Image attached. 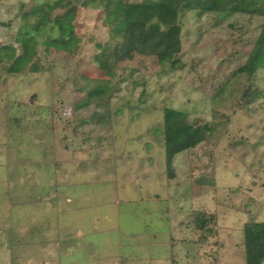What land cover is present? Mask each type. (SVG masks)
<instances>
[{"label": "rangeland", "instance_id": "374dc122", "mask_svg": "<svg viewBox=\"0 0 264 264\" xmlns=\"http://www.w3.org/2000/svg\"><path fill=\"white\" fill-rule=\"evenodd\" d=\"M45 1L0 0V264L27 259L37 264L41 255L29 244L52 227L58 238L72 234L62 242L59 238L58 264H107L129 253L166 255L169 247L154 241L166 240L168 221L173 264H246L243 226L264 221V69L252 77L237 71L263 18L182 11L181 66L174 69L152 55L147 29L131 27L126 29L129 46L110 77L95 60L102 47L114 44L105 21L106 0H73L75 51L43 44L59 35L55 27L44 28L35 57L19 68L21 60L14 61L22 53L16 41L21 16ZM65 10L56 8L51 17ZM36 64L40 69H33ZM252 88L258 94L247 102L244 93ZM166 108L186 113L193 145L176 154L170 168ZM82 158L107 173L88 170ZM51 163H59L57 169L72 180L52 177L55 173L41 180L42 168ZM143 174L153 191L134 184L143 182ZM44 183L51 196H70L59 199L55 214L45 208L53 211L57 199L42 205L35 199ZM145 192L156 199L166 196L156 205L168 209L149 211L143 207L150 202L142 207L125 199ZM211 216L199 229L201 219ZM139 240L153 246H136ZM63 244H70L67 251Z\"/></svg>", "mask_w": 264, "mask_h": 264}, {"label": "trees", "instance_id": "16d2710c", "mask_svg": "<svg viewBox=\"0 0 264 264\" xmlns=\"http://www.w3.org/2000/svg\"><path fill=\"white\" fill-rule=\"evenodd\" d=\"M73 0H46L32 11L24 12L22 24L18 30L16 41L19 42L22 53L15 59L21 60V65L28 64L35 57L38 45L37 37L44 28L55 27L59 35L50 37L42 43L59 51L74 52L75 18L77 6ZM56 8L66 10L55 18L51 13ZM105 21L109 25L113 45H105L95 56L97 69L116 76L124 48L129 46L126 40V29L144 27L148 32L153 53L162 65L171 68L181 66L178 54L182 50L180 13L184 10H195L197 15L206 12H234L248 15H258L263 18L259 34L252 46L246 62L239 67L241 73L252 77L258 70L264 69V0H106L103 7ZM33 19V20H31ZM8 47H4V49ZM0 60L2 53L0 52ZM22 67V69L24 68ZM34 70L40 69L34 65ZM257 89H248L244 93L245 101L251 102L257 96ZM164 145L168 168L174 156L193 147L190 142L191 125L186 113L173 109H164L163 120ZM213 217L201 219L199 229L207 227ZM243 244L246 264H262L264 262V221H248L243 226Z\"/></svg>", "mask_w": 264, "mask_h": 264}, {"label": "crops", "instance_id": "0c3cea01", "mask_svg": "<svg viewBox=\"0 0 264 264\" xmlns=\"http://www.w3.org/2000/svg\"><path fill=\"white\" fill-rule=\"evenodd\" d=\"M82 160H83L84 165L89 166L88 167V170L93 171L95 173H100V172H106L107 173V171L97 170V169L93 168L94 165L90 164L87 161V159H83L82 158ZM59 163H62V161H60ZM58 164H56V165H53L52 164L51 166H53V168L50 167L49 164H47L44 168H42V170H41V173H42L41 174V180L44 181V179L48 175H51L53 173H55L56 175L53 174V175H51L52 177H54V176H60V177H64V179H66L67 177H69V178H71L70 180H72V175H69V174L67 175V173L63 174L62 169H57V165ZM71 164H73V163H71ZM114 167H115V169L113 171H110V173H114L115 172V170L117 169V167H116V165ZM122 169L124 171V168L123 167H122ZM129 173H131V172L129 171ZM144 177L145 176L143 174L142 175V181H143L142 183L139 182V181H134V184L135 185H139V184L143 185V184H145V185H143V187H145L147 190H148L149 187H151V191H153L152 184H148L149 183L148 181H146V182H148V183H146ZM69 178H67V179H69ZM49 184H51V183H49ZM46 185L47 184L44 183L45 189L43 191H41V189L39 187L36 188L37 189L36 190V193L38 192V194H36L35 199L36 198L37 199H40L39 204H41V205L43 204V202H45V201L47 202L49 199L50 200H53V198L57 199L55 201V205L52 207L53 208V211L51 210V208H48V209L45 208V210H47V214H49L50 212H53L55 214V212H59L58 211V207H59V205L62 204L59 201V199L62 198V197H65V199L70 200V196L69 195H66V194H62V193H60L58 196H56V194H53L51 196L50 195V192H47ZM61 185H63V184H61ZM122 187H124V185H122ZM45 192H47L48 194H46ZM44 193L46 195H49V196H46L47 199L44 198L45 197L43 195ZM153 194L154 193H152L149 196L148 195V192H145V194L141 195L138 198H133L131 195H128V198H125V199L126 200H131L133 202L139 201L141 203L142 207H143V202L144 201L150 202V204L152 206L143 207V208H145V209H147L149 211L150 210H153V209H161V210L168 209V208H161V207L159 208V206H157L158 204H161L160 203L161 202L160 200H163L164 199L165 201H167L168 198H166V196H165L164 198L156 199L154 197L155 195L153 196ZM166 194H168V186H167ZM64 201H66V200H64ZM48 205H49V203H48ZM153 207H156V208H153ZM137 208H140V206H138ZM162 215L163 214L161 213L158 217H160ZM168 225L169 226L165 229V231L168 232V236H167L166 240L162 241V240H159V239H155V241H154V243L157 242V244L155 243V245H160L163 242L164 243L163 244L164 246H168L169 247V253H167L166 255H165L164 252H162V254H158V255H154V256H149V258H148L147 256H144V255H141L140 257H138V256H135L132 253L131 254L129 253L127 257L121 259L120 261H117V260H114V262L109 261L107 264H139L138 263V258L140 259L141 264H144V263H148L149 262L148 260L144 261L145 259H151V260L158 259L155 262H161L159 264H173V262H172V255H173L172 254V249H173V246H172V227H173V224L168 221ZM77 229H78V227L74 228V231H77ZM49 231L50 232L45 236V238H42L39 241H33V242H31L29 244V245H32V246H37L38 251H39V254L41 255L40 256L41 259H39V261L35 262L37 264L40 263V262H47V264H58L57 261H59V259H57V257L58 258H60V257L58 256L57 248H60L61 247V245H58L57 246V243L59 241V238L61 239V242H62V239H67V238H69V237L72 236V234H65V235H62V237H59L58 238L57 236H54V234L57 233V231H58L56 228H53L52 227V228H50ZM170 232H171V235L169 234ZM50 234H52V237L50 236ZM50 238H52V240ZM53 242H56V244H53ZM19 244H22V243H19ZM150 245L153 246V243H151L150 241H141V240H139V244L136 245V246H141V247L147 246V247H149ZM136 246H134V247H136ZM24 247H26V245H24ZM68 247H70V244H66V245L63 244V251H67V248ZM156 251L160 253L159 250H156ZM15 258L18 260V257H15ZM44 259H46V260L44 261ZM142 261H144V262H142ZM29 263H33L34 264V262L31 259H27L26 262H25V264H29ZM65 264H68V263H65ZM69 264H71V263L69 262ZM155 264H158V263H155Z\"/></svg>", "mask_w": 264, "mask_h": 264}]
</instances>
